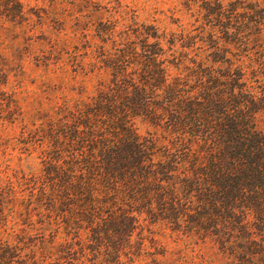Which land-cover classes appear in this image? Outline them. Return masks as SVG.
Segmentation results:
<instances>
[{"label":"trees","instance_id":"trees-1","mask_svg":"<svg viewBox=\"0 0 264 264\" xmlns=\"http://www.w3.org/2000/svg\"><path fill=\"white\" fill-rule=\"evenodd\" d=\"M178 10L177 31L133 22L103 47L92 93L23 112L28 169L10 139L0 161V264L117 258L141 215L264 256V0Z\"/></svg>","mask_w":264,"mask_h":264},{"label":"rangeland","instance_id":"rangeland-1","mask_svg":"<svg viewBox=\"0 0 264 264\" xmlns=\"http://www.w3.org/2000/svg\"><path fill=\"white\" fill-rule=\"evenodd\" d=\"M188 1L193 0H20L22 13L18 5L3 4L0 8V161L10 139L6 148L8 162L12 166L20 162L27 171L29 164L23 161L27 151L19 148L27 146L18 141L23 112L37 106L45 109L55 101L92 93L98 83V69L105 67L103 47L111 48L112 39L133 22L138 27L142 23L149 25L148 31H152L150 25L157 26L159 33L164 28L177 31L178 25L189 19L178 10L186 9ZM122 17L123 23L119 21ZM136 125L143 135L152 130L149 124L139 120ZM27 180L25 184L30 186ZM247 247L260 250L253 243ZM86 264L95 263L90 258ZM99 264H264V256L253 259L233 256L208 231L174 228L141 215L120 255L106 257Z\"/></svg>","mask_w":264,"mask_h":264}]
</instances>
